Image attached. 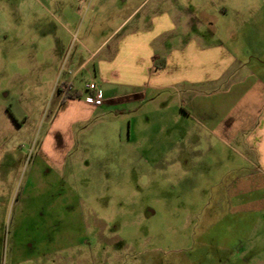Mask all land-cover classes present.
<instances>
[{"label": "rangeland", "instance_id": "374dc122", "mask_svg": "<svg viewBox=\"0 0 264 264\" xmlns=\"http://www.w3.org/2000/svg\"><path fill=\"white\" fill-rule=\"evenodd\" d=\"M213 1L219 25L243 18L240 32H264V0ZM72 4L0 0V264H245L247 245H232L240 219L216 197L237 157L213 133L158 102L53 123L75 71L55 51L68 62L83 35L58 10ZM244 45L251 56L264 41ZM87 82L82 72L75 87ZM251 239L264 254V230Z\"/></svg>", "mask_w": 264, "mask_h": 264}, {"label": "crops", "instance_id": "0c3cea01", "mask_svg": "<svg viewBox=\"0 0 264 264\" xmlns=\"http://www.w3.org/2000/svg\"><path fill=\"white\" fill-rule=\"evenodd\" d=\"M74 3L58 9L67 21L79 23L83 35L78 48L69 47L68 62L55 51L60 69L75 71L60 80L61 106L53 123L61 116V128L67 130L118 103H129L130 112L157 102L163 108L174 105L176 117L192 118L195 127L213 133L237 157L223 170V192L216 197L230 217L240 219L243 234L232 245H247L243 262L264 264L251 239L264 230V48L250 56L242 47L251 38L263 42L264 32H240L249 24L243 18L240 27L224 17L219 25L213 0ZM80 51L89 56L78 61ZM82 72L100 87L101 106L86 103L87 92L75 87ZM62 85L80 91V97L63 102Z\"/></svg>", "mask_w": 264, "mask_h": 264}, {"label": "built area", "instance_id": "2783aa9c", "mask_svg": "<svg viewBox=\"0 0 264 264\" xmlns=\"http://www.w3.org/2000/svg\"><path fill=\"white\" fill-rule=\"evenodd\" d=\"M84 87L87 92V95L84 98L85 102L93 107L101 106L103 104V94L98 84L91 81L86 83ZM67 90L68 87L66 85H62L59 89L62 94H64Z\"/></svg>", "mask_w": 264, "mask_h": 264}, {"label": "trees", "instance_id": "16d2710c", "mask_svg": "<svg viewBox=\"0 0 264 264\" xmlns=\"http://www.w3.org/2000/svg\"><path fill=\"white\" fill-rule=\"evenodd\" d=\"M80 97V91L72 90V88L68 87V90L64 93L62 101H66L67 99H74Z\"/></svg>", "mask_w": 264, "mask_h": 264}]
</instances>
